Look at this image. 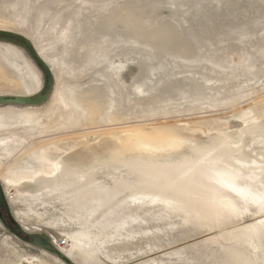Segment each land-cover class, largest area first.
Listing matches in <instances>:
<instances>
[{"label": "rangeland", "instance_id": "374dc122", "mask_svg": "<svg viewBox=\"0 0 264 264\" xmlns=\"http://www.w3.org/2000/svg\"><path fill=\"white\" fill-rule=\"evenodd\" d=\"M0 31L55 75L0 106L25 233L75 264H264V0H0ZM42 84L0 42V96ZM30 241L0 223V264H65Z\"/></svg>", "mask_w": 264, "mask_h": 264}, {"label": "water", "instance_id": "95a60500", "mask_svg": "<svg viewBox=\"0 0 264 264\" xmlns=\"http://www.w3.org/2000/svg\"><path fill=\"white\" fill-rule=\"evenodd\" d=\"M0 41L10 42L15 45L21 46L26 50L30 58L35 62L37 67L40 69V72L43 76L44 85L43 89L40 93L33 97H0V105H16L20 107H35L40 106L47 102L49 97L51 96L54 86H55V78L51 72V69L48 65L41 59L32 43L23 37L20 34H12L9 32L0 31ZM3 211H6L12 226L8 224L3 217ZM0 221L2 224L18 239H22V235L25 234L27 237L31 239L29 244L34 247H38L44 250H48L52 253L60 255L62 258L66 256L62 254L60 251L56 249L51 243V240L48 236L45 235H29L25 233V231L19 226V224L15 221L13 216L11 215L10 204L5 195L3 186L0 184ZM69 264H72L69 259H66Z\"/></svg>", "mask_w": 264, "mask_h": 264}, {"label": "bare ground", "instance_id": "6f19581e", "mask_svg": "<svg viewBox=\"0 0 264 264\" xmlns=\"http://www.w3.org/2000/svg\"><path fill=\"white\" fill-rule=\"evenodd\" d=\"M24 37V36H23ZM26 38V37H25ZM27 39V38H26ZM29 40V39H28ZM30 41V40H29ZM0 42H3V43H9V44H12V45H15V44H13V43H10V42H5V41H0ZM31 42V41H30ZM32 43V42H31ZM32 45H33V43H32ZM15 46H18V45H15ZM18 47H20V48H22L21 46H18ZM33 47L35 48V46L33 45ZM23 49V48H22ZM23 50H25V49H23ZM35 50L37 51V49L35 48ZM25 52H26V50H25ZM27 53V52H26ZM38 53V52H37ZM39 54V53H38ZM27 55H28V53H27ZM29 56V55H28ZM30 57V56H29ZM31 59V58H30ZM32 60V59H31ZM43 60V59H42ZM33 61V60H32ZM36 65V64H35ZM37 66V65H36ZM38 68V67H37ZM39 69V68H38ZM39 71H40V69H39ZM52 72V71H51ZM41 73V72H40ZM42 78H43V76H42ZM54 78H55V75H54ZM43 83H44V80H43ZM43 85L44 84H42V89H43ZM55 87V86H54ZM42 89L38 92V93H40L41 91H42ZM53 91H54V89H53ZM37 93V94H38ZM37 94H35V95H37ZM52 94H53V92H52ZM52 94H51V96H52ZM35 95H32V96H0V97H12V98H14V97H33V96H35ZM51 96L49 97V99L51 98ZM48 99V100H49ZM47 100V101H48ZM46 103V102H45ZM44 103V104H45ZM0 106H6V105H0ZM175 145H174V142H165V143H162V144H154V143H145L144 145H142L141 144V148H144V149H146V150H155V151H159V150H161V149H166V148H172V147H174ZM143 149V150H144ZM1 184V183H0ZM8 200V199H7ZM0 223L2 224V222L0 221ZM3 225V224H2ZM4 226V225H3ZM5 227V226H4ZM6 228V227H5ZM7 229V228H6ZM46 236V235H45ZM52 243V242H51ZM53 245V244H52ZM54 246V245H53ZM55 247V246H54ZM59 247H63L62 245H61V243L59 244ZM38 248V247H37ZM41 249V248H40ZM43 251H47V252H49V253H51V254H54V255H56V256H58L65 264H69V262H67V260L66 259H68L67 257H65V258H62L60 255H58V254H55V253H52V252H50V251H48V250H44V249H42ZM63 254V253H62ZM70 260V259H69ZM71 261V260H70ZM72 264H75L73 261L71 262Z\"/></svg>", "mask_w": 264, "mask_h": 264}, {"label": "trees", "instance_id": "16d2710c", "mask_svg": "<svg viewBox=\"0 0 264 264\" xmlns=\"http://www.w3.org/2000/svg\"><path fill=\"white\" fill-rule=\"evenodd\" d=\"M3 217L5 218L6 222L12 226V223L10 222V219L6 211H3Z\"/></svg>", "mask_w": 264, "mask_h": 264}, {"label": "built area", "instance_id": "2783aa9c", "mask_svg": "<svg viewBox=\"0 0 264 264\" xmlns=\"http://www.w3.org/2000/svg\"><path fill=\"white\" fill-rule=\"evenodd\" d=\"M61 245L63 246V247H65V246H68V241H67V239H63V240H61Z\"/></svg>", "mask_w": 264, "mask_h": 264}]
</instances>
